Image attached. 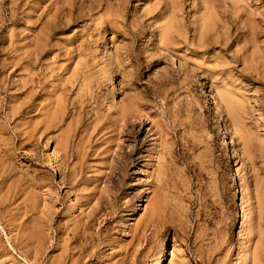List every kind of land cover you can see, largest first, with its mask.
Segmentation results:
<instances>
[{
    "label": "rangeland",
    "instance_id": "obj_1",
    "mask_svg": "<svg viewBox=\"0 0 264 264\" xmlns=\"http://www.w3.org/2000/svg\"><path fill=\"white\" fill-rule=\"evenodd\" d=\"M0 264H264V0H0Z\"/></svg>",
    "mask_w": 264,
    "mask_h": 264
},
{
    "label": "bare ground",
    "instance_id": "obj_2",
    "mask_svg": "<svg viewBox=\"0 0 264 264\" xmlns=\"http://www.w3.org/2000/svg\"><path fill=\"white\" fill-rule=\"evenodd\" d=\"M229 152V151H228ZM56 156V155H55ZM130 162H132V160L130 161ZM129 163V162H128ZM128 163H126L125 165H124V169H125V167L127 168L128 167ZM90 195V194H89ZM90 196H88L87 198H89ZM84 198V197H83ZM86 198V197H85ZM84 198V200L80 203L81 205H83L85 202H87L86 200L87 199H85ZM95 199V198H94ZM72 206V205H71ZM70 206V207H71ZM69 208V207H68ZM72 208H74V207H72ZM242 209V208H241ZM242 211V213H243V210H241ZM238 217V216H237Z\"/></svg>",
    "mask_w": 264,
    "mask_h": 264
}]
</instances>
